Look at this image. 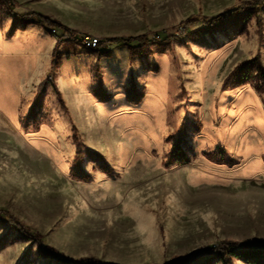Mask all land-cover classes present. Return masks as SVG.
<instances>
[{"label":"rangeland","instance_id":"rangeland-1","mask_svg":"<svg viewBox=\"0 0 264 264\" xmlns=\"http://www.w3.org/2000/svg\"><path fill=\"white\" fill-rule=\"evenodd\" d=\"M244 1L13 0L75 32L58 46V27L17 22L11 34L0 3V211L38 238L0 221V264H50L42 246L108 264H172L221 241L264 246V93L254 71L221 90L239 63L258 55L264 66V8L212 33L200 21ZM187 20H198L192 34L133 59L126 45L85 44L161 42ZM78 144L114 175L85 155L90 178L76 180ZM215 150L235 164L205 156Z\"/></svg>","mask_w":264,"mask_h":264},{"label":"trees","instance_id":"trees-1","mask_svg":"<svg viewBox=\"0 0 264 264\" xmlns=\"http://www.w3.org/2000/svg\"><path fill=\"white\" fill-rule=\"evenodd\" d=\"M0 3L6 5L13 19V25L10 33L12 34L16 30L17 22L23 26L36 24L45 28H60L63 30L61 36L57 40L56 46L59 45L62 39H76L74 37L75 32L70 30L67 26L61 24L58 21L52 20L49 17L37 13H18L14 11V5L10 0H0ZM264 8V0H252L244 1L239 5L227 9L212 17H202L200 19L202 24V30L212 33L218 31L221 28H225L227 24H236L240 21L247 20L252 16H258L259 12ZM198 22L189 21L185 22V25L181 28L180 35H167L164 32L158 34L161 42H157L156 39H149L146 34H139L136 36L127 37H111L98 42L97 49H103L108 45L112 44H122L126 45L130 49L131 59L136 56L145 55L150 51L151 45H158L162 48L165 44H170L175 41H180L182 38L192 34V26L194 23ZM79 41V40H76ZM56 49L54 50V55H56ZM258 74V81L255 84L256 89L259 92L264 93V66L259 60L258 55L250 60L239 63L236 65L231 72L223 80L221 90L226 91L233 88L236 85H243L245 83L251 82L250 74L252 72ZM134 95V94H132ZM108 98V95L104 96V100ZM137 99H130L131 103H138ZM176 154L180 152L176 150ZM85 155H88L91 159L99 161L98 169L110 176L114 175L111 166L107 165L99 153L83 150L81 145H77L75 152L74 165L72 166V176L79 181L89 180L90 176L82 168ZM205 156L219 164H227L229 166L235 164L234 159L227 155L225 150H215L212 153H205ZM179 158H176V160ZM101 161V162H100ZM184 161V160H179ZM177 161V162H179ZM0 221L4 223L9 230L18 232L24 238L38 240L35 236L31 235L27 228L19 222L15 217H13L7 211H0ZM40 257L47 258L50 264H108L104 263L94 257H84L79 259L70 258L59 254L51 246H42L40 248ZM204 256V259L198 262V257ZM199 256L178 260L172 264H234V260H242L247 264H264V246H252L236 241H221L215 246L204 250Z\"/></svg>","mask_w":264,"mask_h":264},{"label":"built area","instance_id":"built-area-1","mask_svg":"<svg viewBox=\"0 0 264 264\" xmlns=\"http://www.w3.org/2000/svg\"><path fill=\"white\" fill-rule=\"evenodd\" d=\"M54 31V29H53ZM99 40L96 38H90V37H86L85 38V44L89 47V48H94L98 45Z\"/></svg>","mask_w":264,"mask_h":264},{"label":"crops","instance_id":"crops-1","mask_svg":"<svg viewBox=\"0 0 264 264\" xmlns=\"http://www.w3.org/2000/svg\"><path fill=\"white\" fill-rule=\"evenodd\" d=\"M12 3H13V5H14V2H13V0H10ZM10 13V12H9ZM4 27V26H3ZM3 27L2 26H0V35L3 33Z\"/></svg>","mask_w":264,"mask_h":264}]
</instances>
